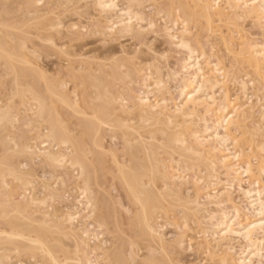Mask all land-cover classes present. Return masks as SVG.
<instances>
[{"label": "rangeland", "instance_id": "374dc122", "mask_svg": "<svg viewBox=\"0 0 264 264\" xmlns=\"http://www.w3.org/2000/svg\"><path fill=\"white\" fill-rule=\"evenodd\" d=\"M7 1L9 3L14 2L13 0H0V5L2 3V5L7 4ZM15 1H17L14 6L16 9L11 4L15 10H8L7 12V9L11 8L9 4L10 8L8 5L2 8V5L0 6V14L3 13L5 16V19H3L4 16L0 15L2 18H0V36H2L0 41L4 44L3 46L0 43V256L4 254L11 255V264H80L85 261L82 253L79 252V249L80 251L85 249V245L82 246V239H80L81 233L89 230L91 234L94 233L99 239V241L94 240L91 243L92 248L97 249L91 257L95 259L98 256V264H223L221 262L224 255L222 250L207 252L202 230L208 224L205 220L208 217L207 215L218 213L214 211L220 209L216 208L217 206L213 203V205H209L208 202L207 205L205 198L200 202L206 201L203 205L207 212H204L203 208L200 212H197L196 206L193 204L195 198H197L193 178L197 179L201 176L204 179L202 185L205 181H212L209 179L210 168L205 163L197 162L194 157L185 158L186 155L175 147L164 149L165 142L163 143V139H160L163 140L162 142L158 141L160 144L157 141L155 142L157 146L160 145L159 158L164 160L166 166L173 159L176 161L174 163L177 164L178 162V168L176 164L171 163L177 169L170 170L171 165H168L169 168L167 167L166 172L179 171L180 174L187 175L186 179L188 180L187 186H185L186 183L181 185L180 181L175 184V188L178 187L175 191L180 190V197L176 198V195H170L162 201V209L157 210L153 218V225L159 227L157 231L160 236L158 234L150 235L142 226L143 213L141 207L133 198L119 171L120 164L130 165L129 154L120 133L121 128L114 123H110L115 118L114 116L109 118L101 116L97 108L99 102L95 101L97 89L93 87L101 80L102 83H105L103 85L108 86L114 93H119L118 95L123 93L124 99L127 100L131 94L138 97L144 93L146 88L144 87L143 76L147 77L152 74L154 79L161 77V80H163L165 85L163 96L169 101L168 104L171 100L173 101L169 104V107L172 108L178 101L179 79L181 80L184 75H187L186 72L183 73L180 70L183 66L181 64L187 56L182 50H177L171 43V39L167 38L164 34V26L172 27L176 20L174 19L175 15H180L183 18L182 20H185L184 16L186 15L189 17L188 13L184 15L188 11L185 4L186 0H182L181 5L184 8H179L180 0L145 1L141 8L139 7V11L144 12L143 17L146 18L142 25L148 28V22L155 19L153 22H155L156 27L151 29L149 33L147 29L139 37L136 36L137 38L118 36L113 39L94 32V25L98 27L97 21L104 22L107 16L100 18L94 6H89L93 4H89L92 0H41L37 5L45 11L44 19L33 16L28 18L29 15L27 16V14L23 18L20 15L27 13L28 9L25 8L30 7L32 0ZM173 1L175 6L170 3ZM117 2H119V7L126 8L127 0H117ZM169 3L170 7L177 9L173 8V12H170ZM85 5L84 9L87 8V12L90 7V14L88 12V15L95 16V18L88 16V19L87 14H83L85 10L82 8ZM192 5L194 6L193 3H191ZM178 9L181 10V12L178 11L181 14L174 12ZM197 16L196 22L188 23L191 33L187 37L191 38L190 41L194 45L193 47L196 44L199 51L201 49L206 54L201 59V61L203 60L201 62L203 64L202 68L206 67L209 70L213 65L219 64L222 65V68L224 67V71L228 75L237 72L238 77L244 76L245 80L253 77L255 81L254 86L250 88L252 91L247 92V96L251 97L250 106L247 108L252 107L253 116L251 115V119H249L250 116L248 115L249 118L245 122L242 121V124L238 123L239 126L231 125L232 127H230L232 138L237 140L241 149H244L242 152L249 156L248 159L253 166L254 173L253 176L244 177L240 181L235 179L234 183L239 184L241 189L245 188L244 190H246L254 180L258 179L260 186L263 187L264 174L259 173L258 168L264 157V153H261L259 149L261 146L259 143L262 139L264 140V136L262 134V136H253V134H256L253 129L258 125H255L254 122L259 121L260 112H264V80L260 78L254 69L250 68L248 62L246 63L245 60L247 59L243 52L255 42H258L255 44L256 46H264L263 31L260 28L258 29L257 26L255 27L256 24H254V21H250L251 19L235 21L227 17H214L210 21L212 23H210L208 18L201 16L200 13ZM10 17L12 19L9 20ZM65 19H67L66 22ZM50 20L56 23L59 21L64 23L57 29L63 33L62 40L59 42L67 43L66 46H62V48L53 47L41 38L44 36L45 31L39 30V27L42 23ZM68 23L71 24L67 25ZM72 25H76V27L71 30ZM78 28L81 29L78 30ZM209 29L210 31L207 32ZM70 30L73 31L72 34L68 33ZM56 31V29L51 30L52 33ZM34 32L38 33V38ZM39 34H43V36L40 37ZM78 37L79 40L72 43V45L86 44V51H91V55L89 54L91 57L68 54L71 46L69 41ZM225 39L229 45L225 44ZM206 63L211 65L207 67ZM121 67L120 72L119 68ZM116 68L120 74V80L119 77L111 75V72ZM206 68L205 72L208 71ZM137 69L138 72L141 70V73H135L133 76L129 74L132 77L128 78L126 73L128 71L133 73ZM227 71L230 72L227 73ZM180 73L183 76L180 77ZM262 73L264 74V70ZM246 74H248L247 77ZM124 76L126 79L122 78ZM175 77H178V83ZM175 81L176 83H174ZM227 83L211 93L217 99L216 104H219L225 95L230 96V100L234 104L245 103V99H241L244 96L241 87L236 82L228 83L230 86ZM98 91H102V88ZM151 91L153 94L150 95V98L154 100L158 94V92L156 93V87L153 86ZM35 98H39L45 106L46 113L43 117L38 116V106L34 101ZM135 99L127 100L129 106L136 101ZM205 108L207 109V106L197 108L199 113L196 111V115L200 116L193 118V123H189L190 128L203 132L206 121V124L210 122L208 124L210 127L214 125L216 119L213 112L208 114L209 117ZM130 113L134 115L135 112L131 111ZM204 114L205 119H202ZM3 116L7 118L2 120ZM135 118H137V114H135ZM131 119L128 120L127 124ZM134 119L132 120L133 125L131 126L130 123L129 126L143 133L144 130L139 129L141 125L137 124L138 118L135 119L137 123ZM50 126H54L57 131L55 139L47 137ZM156 126L157 128H163L162 124ZM62 130L67 136L64 137ZM252 136L255 140L252 139ZM66 137H70L73 144L79 147L80 154L83 156L80 155L87 168L91 198L94 205L93 208L81 213L79 222L74 225L75 228L62 221H64L65 213L80 209L78 204L79 187L74 180H70L64 170L46 165L42 156L44 150L52 149L61 139ZM258 144L259 147H257ZM60 149L61 147L58 145L54 147L56 151ZM187 165L192 170L185 173L183 166ZM11 169L18 172L23 181L15 179L10 171ZM220 172L222 173L220 180L222 182L226 181L228 179L227 175L222 170ZM233 178L234 176L230 179ZM158 187L161 194L168 195L162 183L159 182ZM234 187L230 195V197L233 196L230 198L232 201L224 206H227L226 209H230L233 205H240L243 210L242 218L245 214H248L246 218H251L249 217L251 213L246 211V202L242 198V193H240L238 186ZM32 199L35 200L33 204L31 203ZM246 218L241 219V221L244 222ZM21 232L26 233V238H29L26 239L27 241L24 239L25 234ZM16 234L24 235V238L21 239L20 235H18L19 238H15ZM39 234H41V239L44 242V249L45 245L49 247L53 251L57 262H53L44 253V249L40 251V248H42L40 245H33L32 243L30 245L28 243L29 240H32L30 239L31 236L33 238L38 236L37 238H39ZM236 242L232 244L240 243ZM27 246L31 249L29 251L33 253L27 250ZM37 246L40 247L38 248L40 250L37 249ZM17 247L24 249L22 251L19 248L21 250L19 256L15 253ZM35 247L36 249H34ZM234 247L237 248L236 252L234 250V254H237L241 247L239 244L234 245ZM25 248L28 252L25 251ZM231 260L233 259L228 258V264H232Z\"/></svg>", "mask_w": 264, "mask_h": 264}, {"label": "bare ground", "instance_id": "6f19581e", "mask_svg": "<svg viewBox=\"0 0 264 264\" xmlns=\"http://www.w3.org/2000/svg\"><path fill=\"white\" fill-rule=\"evenodd\" d=\"M13 1L12 2L14 4L11 2L9 3L8 1H7L8 3L5 4L6 3L5 1L4 5H2L3 4L2 3L1 4L2 6L1 5L0 6L2 8L8 4L10 6L12 4V6L14 7L15 2L17 1L15 0ZM145 1L147 0H127L126 8L123 6H122L123 8H121L119 7V4H118L119 2H117V0H92V2L89 4H92V3L93 4L89 6L90 7L94 6V8L98 11L97 14L100 15V18L102 16L103 18L107 16L106 17L107 19H105L104 22L100 20L97 21L98 27L94 25V30H95L94 32L97 34H100L101 36H105L106 38L108 37L110 39H113L114 37H118V36L119 37L122 36L123 38L124 37L126 38V36L139 37L140 35H142V33L147 31V29L149 33V31L155 28L156 26H155V22H153L155 19L148 22V28H145L142 25L145 22L146 18H144L145 16L143 17L144 12L142 13V11H139V7L141 8V5L144 4ZM40 2L41 0H32L30 2V7L25 8L26 10L28 9L29 11L27 10V13L24 11L25 15H20V16L25 17L27 14V16L29 15L28 18L29 17L31 18L33 16L36 18L42 17L41 19H44L43 16L46 13L45 11L41 10V8H39L38 5ZM170 3H172V6H175L173 5L175 4L174 1ZM170 3H169V7L171 6ZM191 3H193L194 6L193 5L191 6ZM179 4H180L179 8H184L181 5L182 0L179 1ZM185 4L187 5L186 7L188 11L184 13V15L188 13L189 17L186 15L184 16L185 20H182L183 18H181L180 15L179 16L175 15L174 19L176 20L174 21V24L172 27H165L166 25L164 24L165 25L164 34H166L169 40L171 39L170 40L172 41L171 43L177 48V50L178 49L182 50L184 53H186V56H187L186 59L184 58L185 60L183 64H181L183 66H182V69L180 70H182L183 73L186 72L187 75L186 76L184 75V77L181 78V80L179 79L177 103H175L172 106V108L169 107V104L171 103L172 100L168 104L167 102L169 101H167V99L163 96V91L165 90L164 89L165 85H164L163 80H161V77L159 79L158 78L154 79L152 77L153 75L151 74V76L150 75H148L147 77L143 76L144 87L146 88L144 93H142V95L140 94V96L138 97L137 96L135 97L131 94L130 98L129 99L127 98V100L129 101L132 98L134 99L136 98L135 99L136 101L132 103L130 102L131 106H129V102L124 99L123 97L124 95H122L123 93H120L121 95H118L119 93L116 94V92L114 93L112 90L108 88V86L103 85L105 83H102L101 80H99L100 82H98L95 86H93L95 89H97L96 92L98 93V94L96 93L97 97L95 98L96 99L95 101L99 102L97 108L101 116L104 118H109V117L114 116L115 118L110 123H114L119 128H121V131L120 130L119 131L122 135V138H123L122 140L124 141L126 149L129 154L130 165L126 166V165L120 164L119 171H120V174L125 184L130 190L133 198L136 200V202L141 207V210L143 213V225L142 226L145 227V230H147L150 235L152 236L157 235V234L159 235V232L157 231L159 227H156L153 225V218H154L155 212L157 210L162 209V201H164L165 198L170 195L172 196L176 195L175 196L176 198L180 197L179 195L180 190H178V192L175 191L176 188H178V187L175 188V184L177 181H180L181 185L182 183L183 184L186 183L185 186H187V180H188L186 179L187 175H185L183 172H182L183 174H180L181 172L179 173V171H176V170L172 172L170 171V170L177 169L179 167L178 162L177 164L174 163L176 161H174L173 158H172L173 159L172 162L176 164V167L177 166L178 167L177 168H175V166L173 167L172 166L173 164H171L172 162H170L168 165H171L170 166L171 169L169 171L171 172L172 175L170 174V172L169 173L166 172V170H168L167 169L168 165L166 166V164L163 162L164 160L163 159L161 160L159 158V155H160L159 146L160 145L157 146L155 143L156 141L158 142L160 139H163L164 140V141L162 140L163 143L165 142V145L163 147L164 149L167 150L169 147L170 148L175 147L176 149L180 150L182 153L186 155L184 156L185 158L194 157L196 158L197 162L205 163L208 166V168H210L211 170L209 179H211L212 181L210 180L209 182L205 181L202 185V182L204 179L201 178V176L200 178H197V179L193 178L194 187L196 188V192H197V196H196L197 198H195V201L193 202V204H195L196 206V211L200 212L202 208L204 209L205 207L203 203H205L206 201H207L206 203L207 205H208V202L210 203L209 205L213 203L217 206L216 208L220 209V210L216 209L219 211H214L218 213L214 214L212 212L213 214L207 215L208 217L205 218L208 224L205 222V225L207 224L205 226L206 228L202 230H203V235L205 238L204 241H205V248L207 252H215L216 250H222V253H224V255H223L221 262L223 264H228V258L233 259L231 260L232 264H264V186L263 187L262 185L260 186L258 179L254 180L252 184L249 185L250 187L246 190H244L245 188L241 189L239 184L234 183L235 179H237V181L238 180L240 181L244 177L253 176L254 169H253L251 162L248 159L249 156H247L246 153L242 152V150L244 149H241L240 146L238 145L237 140L232 138L231 129H230V127H232L231 125L239 126L240 125L238 124L239 122L242 124V121L245 122L246 119L249 118V116H250L249 119H251V115L253 116L251 112L252 107L247 108L250 106V98H251L247 96V92L248 91L250 92L251 90L250 88L254 86L255 81L253 80V77L252 79L249 78L248 80H245L244 76L238 77L237 72H235V74L233 75H228L225 73L224 67L222 68L221 67L222 65H219V64L213 65L212 63L213 67H210L209 70L205 67L208 70L207 72H205L204 71L205 68L204 69L202 68L203 64L201 62L203 60L201 61V59L204 56H206V54H204L203 50L201 49L199 51V47L196 46V44H195L196 48L193 47L194 45H192L190 41L191 38L189 39L188 38L189 36L187 37V35L191 33L189 29L190 25H188V23L190 24L192 22H196V19L198 18L197 16L198 13H200L201 16L207 17L209 22L211 21V19H214V17H219V18L227 17L235 21H239V20L243 21V19L245 20L251 19L250 21H254L255 22L254 24H256L255 27L257 26L258 29L260 28L261 31H263V35H264V0H196V1L186 0ZM9 5L8 7L10 8ZM12 6L11 8H13ZM85 7L86 5L82 9H84ZM11 8L7 9V12L8 10L16 9V7H14L15 9L14 8L11 9ZM89 8H88V12H89ZM170 8H171L170 12L171 11L173 12L172 10L173 8L175 10L177 9L175 7H170ZM84 10L85 11L83 14L85 15L87 14V17H88L89 15L87 12V8ZM175 10L174 12L177 13L180 9H178L177 11ZM178 14H181V13L178 12ZM0 15L4 16L3 13H1ZM93 17L95 18V16ZM3 19H5V16L3 17ZM8 19L10 20L12 18L10 17ZM52 20L46 23H42L40 25L39 30H43L45 31V33H44V36L43 34L42 35L39 34V36L40 37L43 36L41 38L45 40L46 42L50 43L51 46L62 48V46H66L67 43L59 42L60 40H62L63 33L59 31L57 27H59L61 24L64 25V23L60 21L56 23V22H53ZM66 21L67 19H65V22ZM70 24L68 23L67 25H70ZM161 25H162V22H161ZM75 27L76 25H72L70 28L72 30ZM54 29H56L57 31L55 33H52L51 30H54ZM80 29L78 28V30ZM71 30L70 32L68 31V33L72 34L73 31ZM209 31L210 29L207 32ZM34 34L37 35L36 37L38 38V33L34 32ZM77 40H79V37L77 39H71V41H69V45L71 46L68 50L69 51L68 54L70 55L72 54L75 56H77L78 54L81 56H86V55L90 56L91 51L90 50L86 51V47H87L86 44L72 45V43L77 42ZM224 41L226 45H229L226 39ZM0 43L3 44V42L1 41ZM257 43L255 42V44ZM253 44L254 43H252L251 46H249L246 50L243 51L247 59L245 61L246 63L248 62V65L250 66V68L254 69L255 72L260 76V78L264 80L263 78L264 74L262 73L264 70V46H256L255 44L254 46ZM199 45H200V42H199ZM61 52L63 53V51ZM210 65H208L207 67H209ZM122 67L119 68V70L122 69ZM101 68H98V69H101ZM238 69H240V67H238ZM229 72L230 71H227V73ZM123 73L125 74L126 72H123ZM135 73L136 74L141 73V70L138 72V69H137L133 73L131 71H128L126 75L129 78V77H132L133 74ZM181 73H180V77L183 76ZM129 74H132V76ZM111 75L113 77H119V80H120V74L117 68L111 72ZM245 76L247 77L248 74H246ZM178 77H175L176 78L175 80L177 81V83H178ZM122 78H125V76ZM93 81L95 80L93 79ZM176 81L174 83H176ZM227 82L228 83L236 82L241 87V89L243 90L244 96H245V98L243 96V98L241 99H245L246 101L245 103L240 102V103L234 104V102L230 100V96L225 95L224 98H222V101L220 99L221 101L219 102L220 105L218 103L216 104L217 99H215L214 97L215 95L213 96V94L211 93L216 88L220 89L221 87H223ZM153 86L156 87V93L158 92V94L156 95L154 100H151L150 95L153 94V92L151 91V88ZM101 88H102V91L99 92L98 90ZM34 101L36 102V105L38 106V116L43 117V115L46 113V109H45L43 102L39 98H35ZM215 105H218V106L215 107ZM200 106H207V109L205 108L207 116L210 117V115L208 114L213 112V116L216 119L214 121L215 122L214 125L211 127L208 125L210 124V122L206 124L207 119L204 120L206 122H205V129L203 130V132L199 129L200 127L198 128L200 131L198 130L196 131L194 128L189 127V123L191 124L193 123V118L195 119L196 117L200 116V115L199 116L196 115V113L198 112L197 108ZM131 111L135 112L134 115L133 113H130ZM135 114H137L138 119L137 118L135 119H137L138 123L134 119ZM124 115H127L125 117L131 116L130 119L131 118L132 119L131 121H129V124L131 123V126L133 125V121H132L133 119L134 121H136L137 124L141 125L139 129L144 130L143 133L138 132L134 127L133 128L130 127L129 124H127L128 120L130 119L129 117L125 118ZM203 117L204 118L202 119H205V114L203 115ZM5 118L7 117L3 116V118L1 119L3 120ZM257 121L254 122L255 125L256 124L258 125L257 127H255V129H253V132L256 133V134H253V136L255 135L256 137V135H261V134L264 136V112L263 111L260 112L258 123ZM234 123H237V124H234ZM158 124H162L163 128H157L156 125ZM49 129L50 130L48 131L49 133L47 134V137L55 139L56 134H57L56 129L54 128V126H50ZM192 129H194L195 131ZM61 132L64 133L63 130ZM65 136H67L66 133H64V137ZM253 136H252V139L255 140ZM159 142L158 144H160ZM259 144H261V146ZM259 144L257 147L260 146L259 148L260 152L264 153V140L262 139V141ZM57 145L61 147V149L58 151L54 150V147H56ZM57 145L54 146L52 149L44 150L42 152V156H43V160L46 165L55 167L56 169H59V170H64L66 174L69 176L70 180L71 179L74 180V182H76V185L79 187L80 194H79L78 204L80 206V209L79 208L75 209L77 211H74V212H70L68 210L69 212L65 213L64 221H62L65 224L74 226L76 223L79 222V217L82 212H86L87 210L94 207L92 203V198H91V189L89 187V176L87 173V168L84 163V160L81 159V157L83 156L80 154L79 147H77L76 144H73L70 137L61 139ZM259 149L257 150L259 151ZM183 167H184L185 173L192 170V169L191 170L189 169L188 165L183 166ZM180 170L182 171V169ZM220 170H222L227 175L228 179L226 181L224 180V182L220 180V175L222 174ZM10 171L12 175L15 177V179L19 181H23V179L21 178L18 172H16L14 169H11ZM258 171L259 173L264 174V157L259 164ZM233 176L234 178L230 179ZM159 182L162 183L163 188L167 190L168 195L160 193L158 189L160 187V186L158 187ZM234 186L236 187L238 186L240 193H242L243 195L242 198H244L246 202V207H247L246 211H248L247 213H251L249 214V217L251 218H246V215L248 216V214H245V216L243 217V218H246L244 222L241 221V219L243 220L242 218L243 210L240 207V205L238 206L233 205L230 209L229 208L226 209L227 206L226 207L224 206L226 203H230L232 201L230 198L233 196L230 197V195H231V191ZM203 198H205L204 200L206 201L201 203L200 201H202ZM31 201H32L31 202L32 204L35 202L34 199H32ZM205 209H204V212H207ZM184 226L187 228L186 224H184ZM21 233L25 234V238L23 237L24 235L21 236V234H18L20 235L21 239L22 238H24L25 240L29 239L28 237L26 238L27 235L25 232H21ZM18 235L16 234L14 237L19 238ZM39 235H40L39 238H37L38 236L35 238L31 236L30 239L32 240L31 241L29 240L30 242L28 241V243L29 244L32 243L33 245L36 244L38 246L40 245L42 248L37 246V249L40 248L41 250L40 249L38 250L42 251V249H44V246H43L44 242L41 239V234ZM80 239H82L81 240V242L83 243L82 246L85 245V249L81 251L77 247L79 249V252L82 253L83 259L85 260L83 261V263H80V264H98L99 257L96 256L95 259L91 257V255L94 254L97 250L96 248H92L91 246V243L94 242V240L99 241V239H97V236L94 235V233L91 234V231L85 230L81 233ZM235 241H237L236 243L238 242L241 243V244L238 243L241 249L240 251H238L237 254L236 253L234 254V250L236 252V249H237L236 247H234V245H238V244H234V245L232 244ZM181 243H182V240H181ZM29 246H27L28 251L31 250L29 249ZM19 248L17 247L15 250V253L17 256L21 254L22 249L20 248L21 249L20 250ZM99 248L101 249V247ZM34 249H36V247ZM34 249L32 250L34 251ZM27 250L25 248V251ZM44 250H45L44 253L48 255V257H50L53 260V262H57L56 258L53 255V251L50 250L49 247L45 245ZM22 251H24V249ZM29 252L33 253L32 251H29ZM11 260H12L11 255L4 254L3 256H0V264H8L10 263ZM80 261H82V259H80Z\"/></svg>", "mask_w": 264, "mask_h": 264}]
</instances>
